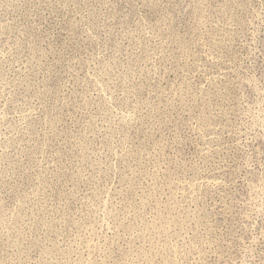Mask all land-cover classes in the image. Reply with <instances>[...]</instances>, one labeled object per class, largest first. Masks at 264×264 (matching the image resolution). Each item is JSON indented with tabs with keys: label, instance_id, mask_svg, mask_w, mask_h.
<instances>
[{
	"label": "rangeland",
	"instance_id": "1",
	"mask_svg": "<svg viewBox=\"0 0 264 264\" xmlns=\"http://www.w3.org/2000/svg\"><path fill=\"white\" fill-rule=\"evenodd\" d=\"M0 264H264V0H0Z\"/></svg>",
	"mask_w": 264,
	"mask_h": 264
}]
</instances>
